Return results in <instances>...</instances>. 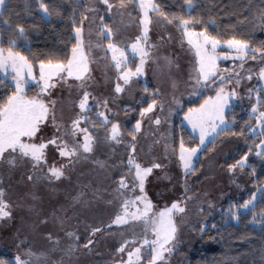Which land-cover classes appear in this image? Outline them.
<instances>
[{
    "label": "rangeland",
    "instance_id": "374dc122",
    "mask_svg": "<svg viewBox=\"0 0 264 264\" xmlns=\"http://www.w3.org/2000/svg\"><path fill=\"white\" fill-rule=\"evenodd\" d=\"M84 3L85 7H97L95 0H84ZM98 7L99 13H87L90 18L96 17L95 22L86 21L84 25L86 51L89 42L93 45L90 55V60L93 62L89 65L93 83L89 91L98 98L109 99V107L112 110L110 119L114 122L118 121L123 129H126L131 118L136 116L135 113L138 112V119H140V109L143 105L147 107V104L151 102L153 97L144 92L145 86L150 91L158 89L160 93L155 98L163 104V111L157 107L156 111L150 115L153 119L159 116L162 123L157 126L148 119L143 121L142 131L137 135L135 153L137 161L145 167L150 166L153 161L165 165L163 169L154 170L145 183V192L153 204V212L158 213L185 196V190L182 187L185 183V176L178 161L180 144L174 151L170 146L172 119L179 120V127L183 125L199 139V131H193L184 116L189 108H199L205 100L210 97L214 98L221 82L217 80L210 86L195 87V82L190 79V73L195 65L194 53L189 50L180 31L152 14L150 42L157 45L155 55L170 58L173 62L172 67L162 72L157 63L149 61L145 66V75L134 79L129 89L113 103L111 98L116 96L114 92L116 73L114 69L106 68V65L110 63L111 54L108 53L105 58V50L95 47L97 27L100 25L99 16H105V22L116 32L115 39L122 46H126L140 35L138 20H133L134 17L138 18L140 13L136 4L135 7L128 5L125 9L114 8L111 14L106 12L103 5ZM103 43L106 47L107 41ZM217 52L220 55L235 56V52L223 46V42ZM128 55L132 60L129 66L134 70L135 64L139 62L138 57H133L130 51ZM240 63L241 61L235 59L217 61L219 69L226 78L228 76V72L224 71L226 69L239 71L242 77H246L248 69L258 72L259 68L264 66L259 60L247 59L244 68L241 69ZM0 75L8 79L15 89V84L11 79L14 74L11 70L7 77L2 72ZM33 75L39 78V64L36 67L33 66ZM77 83L71 78L66 84L58 82L57 87L50 90L51 95L43 97L46 102L56 101L57 123L70 125L79 111L73 104V101H78L82 95V92H78L75 87ZM258 87L264 88V81H259L256 77L252 80L241 79L239 87L235 84V78L232 83L225 82L226 91L235 89L238 93L237 98L231 100L230 107L225 110L227 129L236 127V119L230 117L228 120L227 114L231 113L234 107H238L249 117L246 131L239 135L231 132L221 136L213 149L208 151L203 158L196 174L187 177V184L190 186L187 196L191 199H186L182 205L185 207V212L176 213L173 216L177 226L175 246L172 253L165 254L166 260L160 264H188L193 249L197 245H203L201 238L205 230L201 232V227L205 229L213 218L223 212L231 216V212L236 211L232 205L243 204L254 193L253 181L247 169H253L250 166L252 162L261 163L256 152L263 151L264 148H255L259 142L251 140L255 135L260 134L262 129L255 128V116L251 111L253 105L259 107L257 93L253 92L249 95V89ZM38 91L39 88L35 81H29L25 87V94L28 97L37 95ZM260 99H264V93L261 94ZM129 107L134 111L126 113L125 109ZM91 130L98 138L95 151L88 159H81L78 163L71 165L66 170V178L59 181L49 183L48 180L43 179L44 173L33 170L27 159L17 160L15 167L10 166L6 161L0 163V180L6 189L5 199L13 205L12 218L0 221V255L7 256L10 260L20 255L22 259L28 261V264H51L52 260H62L63 264H116L121 259L127 260L126 253L116 252L125 239L136 240L135 246H139L143 239L144 227L141 223L132 222L122 226L112 225L106 233H98L95 237L97 243L92 252L81 250L68 256L62 251L72 242L66 236L67 231H75L80 236L79 243L82 245L87 238L86 226L108 225L120 210V200L115 198L116 193L113 189L121 173L127 171L126 161L130 149L126 147V144L131 141V137L125 134L124 143L117 145L105 141L103 128ZM54 131L51 118H49L47 124L42 126V131L36 137L35 142L39 143L42 139H49ZM216 136L215 133L208 136L205 145L200 146V151L193 159L194 168L203 148ZM249 148H252V151L248 155L245 168L242 171L237 169L234 173H229L228 166L248 153ZM94 161L105 162L106 167L100 168ZM121 161H124V164H121ZM48 162L49 164L67 163L51 147L48 149ZM30 174L40 178L29 181L27 177ZM165 174H167V179L164 178ZM255 193L258 194L257 191ZM30 194H34L37 199L33 200ZM137 195H140L138 188L134 193L127 194L132 198ZM109 201L112 203H108ZM17 205L23 206L17 207ZM30 206L33 210H30ZM56 217L64 218L63 225ZM45 219L47 223H40ZM49 233L52 234L54 240H59V245L46 239ZM148 238H154L151 232L148 233ZM132 247L133 245H129V250ZM53 248H56L55 252L52 251ZM141 264H147V261H141Z\"/></svg>",
    "mask_w": 264,
    "mask_h": 264
},
{
    "label": "snow or ice",
    "instance_id": "6c2138e0",
    "mask_svg": "<svg viewBox=\"0 0 264 264\" xmlns=\"http://www.w3.org/2000/svg\"><path fill=\"white\" fill-rule=\"evenodd\" d=\"M35 3L37 5L36 11L41 14V21L50 20L53 11L46 0H35ZM95 3L97 7L87 6L85 13L82 14L78 22L72 19L75 43L71 48V55L67 58V61L40 60L38 79L33 75V63L27 56L15 50V40L10 41L7 48L0 45V72L7 77L9 70H11V73L14 74L11 79L15 84L13 93L7 97L5 102L0 103V163L6 161L10 166L15 167L17 160L23 161L27 159L31 163L33 170H39L44 173L42 178L52 183L66 178V170L71 165L78 163L81 159H88L95 151L98 138L91 129L103 128L105 141L117 145L124 143V136L127 134L131 137V141L126 144V147L130 149L126 161L127 171L121 173L119 179L115 181L116 186L113 189L116 193L115 198L120 200V210L108 225L86 226L87 238L82 245L79 243L80 236L75 231H67L66 236L72 242L62 251L68 256L81 250L92 252L97 243L95 237L98 233H106L107 229L111 228L112 225L122 226L138 222L144 227L142 241L139 246H135L137 244L136 240L129 241L125 239L120 247L116 249V252L126 253L127 260L121 259L116 264H141V261L144 260L147 261V264H160V262L166 260L165 254L172 253L175 246L177 226L174 223L173 216L176 213L185 212V207L182 205L186 202V199H191V197L187 196L190 191L187 177L195 175L197 172V169L193 166V159L200 151V146L205 145L208 136L213 133L220 135L227 129L228 122L225 119V110L230 107L231 100L237 98L238 93L235 89L226 91L225 82L232 83L233 78H235V84L239 87L241 79L245 78L252 80L253 77H256L259 81H264V66H261L258 72L248 69L246 77H242L239 71L226 69L224 70L228 72L226 78L219 69L217 61L221 59L239 60L241 61L239 65L241 69L244 68V63L247 59L259 60L264 65V46L252 47L249 41L233 37L223 41V46L235 52V56L230 54L220 55L217 49L222 46L221 40L217 36L211 35L207 29L198 32L192 27L194 24L201 23L200 20L191 16H188V18L178 15L169 16L161 9L156 0H95ZM5 4L6 0H0V8L5 6ZM130 4H136L140 13L138 18H133L134 21L138 20L140 27V35L136 36L135 40L129 42L126 46H122L115 39L116 32L112 26L105 22L106 18L103 15L99 16L100 25H98L96 32L97 41L95 47L105 50V58H107L108 53L111 54L110 63L106 65V68H112L116 73L114 84L116 96L111 98L113 103L129 89L134 79L145 75V66L149 61L157 63L162 72L170 70L172 67L173 62L170 58L157 57L155 55L157 45L150 42L149 32L153 24L152 14L162 18V21L167 24L175 23L177 30L182 33L184 41L189 46V50L194 53L195 65L190 73V79L195 82V87L210 86L215 84L217 80L221 82L214 98L210 97L205 100L199 108H189L184 116L193 131H199L200 145L191 148L185 147L183 140H181L178 161L185 176V183L182 185L185 190V196L158 213L153 212V204L145 192V183L154 170L163 169L165 165L153 161L150 166L145 167L137 161L135 153L137 135L142 131L143 121L148 119L157 126L162 123L159 116L153 119L150 115L156 111L157 107L163 111V104L159 103L155 98L160 95L159 90L150 91L147 86L144 87V92L153 98L147 104V107L140 109V119L136 120L130 130L123 129L118 121L114 122L110 119L112 110L109 107L108 98H98L89 91L93 83L89 67L90 63L93 62L90 60L93 45L89 42L86 51L84 25L86 21L94 23L96 17L90 18L87 13H99L100 9L98 6L103 5L106 12L111 14L114 8L125 9ZM184 4L188 10L193 9V0H184ZM56 14L59 15V13ZM2 15L3 12L0 11V16ZM129 15L131 16V13ZM262 17H264V13H262ZM2 22L11 28L8 20H3ZM15 31L19 37H25L26 29L22 24H17ZM105 40L107 41L106 47L103 43ZM129 51L133 54V57H138L139 60L135 64L134 70L129 66L132 63L128 55ZM69 78L78 82L75 87L78 92H82V95L78 101H73L74 107L79 109L75 118L72 119L70 125H63L57 123L56 120V101L48 100L46 102L43 97L50 96V90L56 88L58 82L66 84ZM29 81H35L39 88L37 95L32 97H28L25 94V87L29 84ZM0 86H7L5 79H0ZM253 92L257 93V104L264 105V100L260 99L261 94L264 93V88L249 89V95ZM132 111L134 109L131 107L125 109L126 113H131ZM251 111L255 116V128L264 129V110L257 105H253ZM89 114L93 115L90 116ZM49 118H51L52 126L55 129L54 133L49 139H42L39 143H36V137L42 131V126L47 124ZM260 135L264 137V131H261ZM212 142L214 143L215 141L213 140ZM50 147L55 149L58 156L65 159L67 163L56 164L53 162L49 164L48 149ZM255 148H264V139H261L255 145ZM251 151L252 148H249L248 153H245L235 163L230 164L228 166L229 173H234L237 169L242 171L247 164L248 155ZM256 155L264 158V151H257ZM94 163L100 168L106 167L105 162L94 161ZM121 164H124V161H121ZM45 169L47 170L46 172L44 171ZM254 174L255 172H253ZM39 178L33 174L27 177L29 181ZM164 178H168L167 174H165ZM2 184L3 182L0 180V221L11 219L13 209V205L5 199L6 189ZM137 188L140 195L134 198L127 196L128 193H134ZM30 195L33 200L37 199L34 194ZM256 200L257 195L254 192L251 194V198L245 200L243 204L232 205V208L236 209V211L231 212V218L238 220L240 212L248 211H251L255 216L254 205ZM108 203H112V201ZM22 206L17 205V207ZM209 206L211 207V205ZM30 210H33L32 206H30ZM261 215H264V211L261 212ZM56 219L63 225L64 218L56 217ZM253 222L257 221L254 220ZM40 223H47V220H41ZM261 223L264 224V222ZM212 227L216 228L217 226L213 224ZM204 230L202 226L200 231L203 232ZM149 232L154 237L153 239L148 238ZM46 239L53 241L56 245L60 243L59 240L53 239L51 233L46 236ZM129 245H133L131 250H129ZM52 251L55 252L56 248H53ZM29 255L32 254L29 253ZM0 264H9V262L0 259ZM14 264H28V261L22 259L20 255H16ZM51 264H63V261L52 260Z\"/></svg>",
    "mask_w": 264,
    "mask_h": 264
},
{
    "label": "trees",
    "instance_id": "16d2710c",
    "mask_svg": "<svg viewBox=\"0 0 264 264\" xmlns=\"http://www.w3.org/2000/svg\"><path fill=\"white\" fill-rule=\"evenodd\" d=\"M53 11L48 21H41L40 13L36 11L35 0H6L0 11V45L7 48L9 42L16 41L15 50L27 56L36 67L40 60L66 62L71 55V48L75 43L72 19L77 22L85 13L84 0H46ZM161 9L168 14L194 17L201 23L192 25L195 31H207L217 36L222 42L233 37L250 42L252 47L264 46V0H193V9L188 10L184 0H156ZM135 7V4H130ZM75 9V11H73ZM56 13H59L57 15ZM8 20L11 28L3 24ZM214 21V23H213ZM22 24L25 37H19L15 31L16 25ZM175 29L177 25L170 24ZM0 79H5L0 75ZM7 86H0V103L14 91L13 85L5 79ZM264 100V99H263ZM145 105H143L144 107ZM264 110V105H259ZM138 113V112H137ZM132 117L126 126L130 130L138 119ZM236 119V127L228 128L214 138L203 148L196 162L198 170L203 158L212 150L216 142L223 135L231 132L239 135L246 131L249 117L238 107H234L227 119ZM179 120L172 119V133L170 146L175 150L183 140L185 147L199 146L197 136L191 134L186 127L178 126ZM264 131V129H262ZM260 134L252 137V141L260 142ZM264 151V149H263ZM260 164L250 163L249 170L253 181V192L257 191V200L254 205L255 216L251 211L240 212L239 219L233 220L226 212L211 220L205 227V234L201 238L203 245H197L189 258L188 264H264V158L259 157ZM253 172L255 174L253 175ZM259 190V191H258ZM257 222H253V221ZM216 224V228L212 225ZM9 264H14L7 256L0 255Z\"/></svg>",
    "mask_w": 264,
    "mask_h": 264
}]
</instances>
